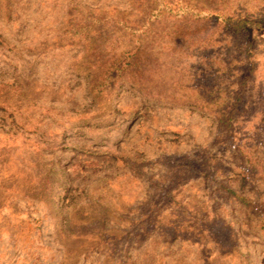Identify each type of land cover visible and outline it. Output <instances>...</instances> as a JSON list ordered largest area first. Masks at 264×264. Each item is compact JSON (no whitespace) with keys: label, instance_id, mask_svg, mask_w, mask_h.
Returning <instances> with one entry per match:
<instances>
[{"label":"rangeland","instance_id":"rangeland-1","mask_svg":"<svg viewBox=\"0 0 264 264\" xmlns=\"http://www.w3.org/2000/svg\"><path fill=\"white\" fill-rule=\"evenodd\" d=\"M0 264H264V0H0Z\"/></svg>","mask_w":264,"mask_h":264}]
</instances>
